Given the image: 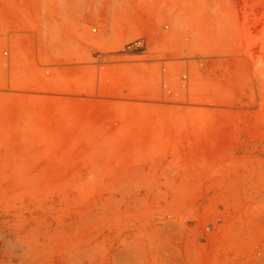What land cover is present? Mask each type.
<instances>
[{
    "label": "rangeland",
    "instance_id": "374dc122",
    "mask_svg": "<svg viewBox=\"0 0 264 264\" xmlns=\"http://www.w3.org/2000/svg\"><path fill=\"white\" fill-rule=\"evenodd\" d=\"M0 264H264V0H0Z\"/></svg>",
    "mask_w": 264,
    "mask_h": 264
},
{
    "label": "built area",
    "instance_id": "2783aa9c",
    "mask_svg": "<svg viewBox=\"0 0 264 264\" xmlns=\"http://www.w3.org/2000/svg\"><path fill=\"white\" fill-rule=\"evenodd\" d=\"M134 47L143 49L144 43L142 42V40L138 39L135 41Z\"/></svg>",
    "mask_w": 264,
    "mask_h": 264
}]
</instances>
